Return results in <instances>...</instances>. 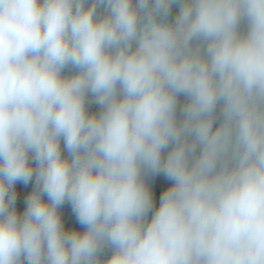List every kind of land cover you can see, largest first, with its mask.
<instances>
[{
    "label": "clouds",
    "instance_id": "1",
    "mask_svg": "<svg viewBox=\"0 0 264 264\" xmlns=\"http://www.w3.org/2000/svg\"><path fill=\"white\" fill-rule=\"evenodd\" d=\"M0 264H264V0H0Z\"/></svg>",
    "mask_w": 264,
    "mask_h": 264
},
{
    "label": "crops",
    "instance_id": "2",
    "mask_svg": "<svg viewBox=\"0 0 264 264\" xmlns=\"http://www.w3.org/2000/svg\"><path fill=\"white\" fill-rule=\"evenodd\" d=\"M174 7H175V6H174ZM182 101H183V98L181 97V102H182ZM90 110H98V107H97L96 105H92ZM33 183H34V182H33ZM16 187L19 189V191H20V193H21V199L18 201V205H17V206H18V208L20 209V211L22 212L23 209H24V207H25V205H24V203H23V196H24L25 194H27L28 191H30L31 185L29 186V188H24L22 185H19V184H18ZM161 191H162V187H157L156 190H155V200H156V204H157V205H158V203H159V195H160ZM62 209H65V210L67 211V216H66V218H65V220H66V224H67L68 226H72V227H77V228H79L80 226L76 223L74 217L71 215V212H70V206L67 205V204H65V205L62 207ZM81 230H83V229L81 228Z\"/></svg>",
    "mask_w": 264,
    "mask_h": 264
},
{
    "label": "built area",
    "instance_id": "3",
    "mask_svg": "<svg viewBox=\"0 0 264 264\" xmlns=\"http://www.w3.org/2000/svg\"><path fill=\"white\" fill-rule=\"evenodd\" d=\"M33 182H34V179H33ZM61 212L62 214L64 215V217L66 218L67 216V211L65 209H61Z\"/></svg>",
    "mask_w": 264,
    "mask_h": 264
}]
</instances>
